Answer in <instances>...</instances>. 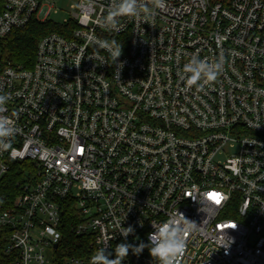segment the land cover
Masks as SVG:
<instances>
[{"label":"built area","instance_id":"built-area-1","mask_svg":"<svg viewBox=\"0 0 264 264\" xmlns=\"http://www.w3.org/2000/svg\"><path fill=\"white\" fill-rule=\"evenodd\" d=\"M1 1L0 94L15 134L0 180L33 163L0 204L10 264H90L102 248L114 258L178 211L196 225L177 264H264V0H164L111 29L100 23L111 0H72L30 68L2 59L1 43L49 20L55 0ZM194 54L223 64L203 89L181 79ZM66 201L85 237L73 255L60 246ZM123 264L159 261L145 248Z\"/></svg>","mask_w":264,"mask_h":264},{"label":"clouds","instance_id":"clouds-1","mask_svg":"<svg viewBox=\"0 0 264 264\" xmlns=\"http://www.w3.org/2000/svg\"><path fill=\"white\" fill-rule=\"evenodd\" d=\"M149 3L152 5V11L164 6V0H111L107 14L105 17H101L100 23L110 29L118 28V18L141 16L144 12L149 11ZM121 53L122 47L118 52L112 53L116 61ZM222 71V62H210L208 59H201L198 54H194L183 66L181 79L186 82L189 89L192 87L203 89L206 85L215 82ZM9 98L7 95L0 94V148H3L10 137L15 134L13 123L3 114L6 111L5 105ZM193 225L196 224L178 211L177 215L170 216L166 221L152 224L153 231L148 234L147 244L142 241L138 244L119 243L114 249V258H112L113 252L107 251L108 248L99 249L91 257L90 264H123L129 252L139 256L145 248H148L151 257L157 259L159 264H177L178 257H181L186 250V234ZM139 226L143 227L142 221L139 222ZM134 233L135 228L129 225L122 227L120 234L126 241L127 237ZM224 239L229 243L226 234H224Z\"/></svg>","mask_w":264,"mask_h":264},{"label":"trees","instance_id":"trees-1","mask_svg":"<svg viewBox=\"0 0 264 264\" xmlns=\"http://www.w3.org/2000/svg\"><path fill=\"white\" fill-rule=\"evenodd\" d=\"M226 1V0H221ZM0 0V12L2 10ZM59 31V25L51 20L38 21L32 19L22 28L13 29L3 39L1 43V57L6 62L14 66L30 68L34 61L37 41L48 32ZM33 163L29 161L13 162L9 172L0 180V204L9 205L13 198L20 192L19 183L23 177V170L30 171ZM79 214L73 204L66 201L62 205L60 213L59 231L61 232V242L63 254H77V247L84 241L83 235H76L71 227L79 221ZM87 239V238H86ZM5 239L0 237V264H10L12 257L3 252Z\"/></svg>","mask_w":264,"mask_h":264},{"label":"rangeland","instance_id":"rangeland-1","mask_svg":"<svg viewBox=\"0 0 264 264\" xmlns=\"http://www.w3.org/2000/svg\"><path fill=\"white\" fill-rule=\"evenodd\" d=\"M70 3H72V0H55L49 20L54 23H61L64 19H68L72 12L69 6Z\"/></svg>","mask_w":264,"mask_h":264}]
</instances>
